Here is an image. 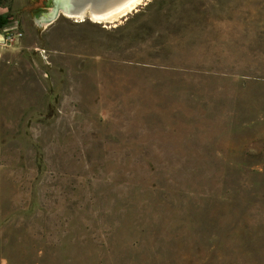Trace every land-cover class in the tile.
Masks as SVG:
<instances>
[{"label": "rangeland", "instance_id": "374dc122", "mask_svg": "<svg viewBox=\"0 0 264 264\" xmlns=\"http://www.w3.org/2000/svg\"><path fill=\"white\" fill-rule=\"evenodd\" d=\"M141 4L0 0V264H264V0Z\"/></svg>", "mask_w": 264, "mask_h": 264}, {"label": "bare ground", "instance_id": "6f19581e", "mask_svg": "<svg viewBox=\"0 0 264 264\" xmlns=\"http://www.w3.org/2000/svg\"><path fill=\"white\" fill-rule=\"evenodd\" d=\"M84 1L85 0H70V2H68L66 4L67 6L65 7V9H59L57 11H54L53 20L52 19L51 20L54 21V20L57 19L58 16H60V15H58V11H61L63 14H65L67 16H73L76 19L81 18L83 16V13H84V9L83 8L86 7L88 9H90L91 12H94V11L99 10V9L100 10H105L104 12H106V13L112 12V14H109L107 16L99 17V18H93V19L98 21V22L103 21V23L105 22V23H108V24H113V23L119 21V16L120 15H122V14H124L126 12H129V11H134V9L137 8V6L139 4L144 2V0H120L119 4H111V5L106 4L104 6H98V4H96V3H92V2L91 3H86ZM78 8H80L82 11L78 12V13L77 12H73V11H75V9H78ZM92 9H94V10H92ZM86 13L89 14L88 11ZM90 17H93V16H90ZM52 21H50L48 19L46 20L45 18L42 17L40 19L39 23H41L43 26H46L47 24H49Z\"/></svg>", "mask_w": 264, "mask_h": 264}, {"label": "flooded vegetation", "instance_id": "af4514ba", "mask_svg": "<svg viewBox=\"0 0 264 264\" xmlns=\"http://www.w3.org/2000/svg\"><path fill=\"white\" fill-rule=\"evenodd\" d=\"M84 2H86V3H96V4H98V6H104V5H106V4H109V5H111V4H119V2H120V0H85ZM145 2V1H144ZM143 2V3H144ZM142 3V4H143ZM141 4V5H142ZM138 6H140V5H138ZM81 8V7H80ZM80 8H78V9H75V11H73V12H81L82 10L80 9ZM84 9V13H83V16L81 17V18H78V19H76L75 17H73V16H67V15H65V14H63L61 11H58V15H60V16H64V17H66V18H70V19H73L74 21H76V22H85V21H89V22H91V23H94V24H108V23H103V21H101V22H98V21H96V20H94L93 18H99V17H104V16H107V15H109V14H112V12H109V13H106V12H104L105 10H96V11H94V12H91L90 11V9H88V8H83ZM50 10V9H49ZM92 10H94V9H92ZM137 10V8H135L134 9V11H136ZM89 12V14L88 13H86V12ZM134 11H129V12H126V13H124V14H122V15H120L119 16V20L120 19H122L123 17H125L126 15H128V14H130V13H132V12H134ZM117 12V11H116ZM114 13V12H113ZM88 16V17H87ZM90 16H93V17H90ZM59 17V16H58ZM57 17V18H58ZM84 18V19H83ZM83 19V20H82ZM118 22V21H117ZM105 26V25H104Z\"/></svg>", "mask_w": 264, "mask_h": 264}, {"label": "water", "instance_id": "95a60500", "mask_svg": "<svg viewBox=\"0 0 264 264\" xmlns=\"http://www.w3.org/2000/svg\"><path fill=\"white\" fill-rule=\"evenodd\" d=\"M52 1V7L50 8V10L45 14L43 15L42 17L45 18L46 20H50L52 21L53 20V14H54V11H57L59 9H65V7L67 6L66 4L68 2H70V0H50ZM55 18V17H54ZM52 19V20H51ZM53 22V21H52ZM51 23V22H50Z\"/></svg>", "mask_w": 264, "mask_h": 264}, {"label": "built area", "instance_id": "2783aa9c", "mask_svg": "<svg viewBox=\"0 0 264 264\" xmlns=\"http://www.w3.org/2000/svg\"><path fill=\"white\" fill-rule=\"evenodd\" d=\"M20 33L19 34H9L7 36H5V38H3V43L5 45H9L13 42V40L16 38V37H20Z\"/></svg>", "mask_w": 264, "mask_h": 264}, {"label": "trees", "instance_id": "16d2710c", "mask_svg": "<svg viewBox=\"0 0 264 264\" xmlns=\"http://www.w3.org/2000/svg\"><path fill=\"white\" fill-rule=\"evenodd\" d=\"M9 22H10V19L7 14L0 15V33L3 27L7 25Z\"/></svg>", "mask_w": 264, "mask_h": 264}, {"label": "crops", "instance_id": "0c3cea01", "mask_svg": "<svg viewBox=\"0 0 264 264\" xmlns=\"http://www.w3.org/2000/svg\"><path fill=\"white\" fill-rule=\"evenodd\" d=\"M2 39H3V35H2V34H0V41H2Z\"/></svg>", "mask_w": 264, "mask_h": 264}]
</instances>
